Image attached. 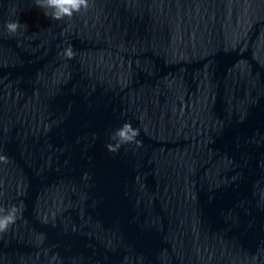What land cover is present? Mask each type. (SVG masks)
I'll return each mask as SVG.
<instances>
[{
	"label": "water",
	"instance_id": "obj_1",
	"mask_svg": "<svg viewBox=\"0 0 264 264\" xmlns=\"http://www.w3.org/2000/svg\"><path fill=\"white\" fill-rule=\"evenodd\" d=\"M0 157V264H264V0H0Z\"/></svg>",
	"mask_w": 264,
	"mask_h": 264
},
{
	"label": "clouds",
	"instance_id": "obj_2",
	"mask_svg": "<svg viewBox=\"0 0 264 264\" xmlns=\"http://www.w3.org/2000/svg\"><path fill=\"white\" fill-rule=\"evenodd\" d=\"M90 0H33L44 16L52 19H63L65 16L71 17L74 13L86 10ZM5 29L10 35H15L19 31L26 30L27 25L19 20L6 22ZM63 55L71 58L74 53L71 48L64 50ZM138 130L134 129L130 123H125L119 129H113L111 137L119 139L121 144L135 142ZM2 159V157H0ZM20 209L12 206L7 211L0 209V232L6 231L18 218Z\"/></svg>",
	"mask_w": 264,
	"mask_h": 264
}]
</instances>
